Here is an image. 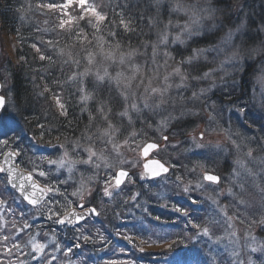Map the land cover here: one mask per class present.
<instances>
[{"label":"clouds","instance_id":"clouds-1","mask_svg":"<svg viewBox=\"0 0 264 264\" xmlns=\"http://www.w3.org/2000/svg\"><path fill=\"white\" fill-rule=\"evenodd\" d=\"M163 2L139 0V11L148 19L147 27L139 30L134 19H126L123 13L119 19H109L107 11L99 12L104 17L102 21L89 20L94 32L80 29L62 48L68 80L91 76L96 89L93 98L99 101V93L107 91L114 101L113 107H118L115 111L111 107L107 120L99 112L93 120L89 119L91 111L86 105L87 111L82 108L81 112H87L88 122L83 124L76 139L61 132L52 140H45L41 133L34 139L35 147L43 153L59 145L64 154L69 153V143L75 152L76 149L84 151L91 142L95 151L105 155L108 168L115 172L127 163L124 152L138 155L142 144H160L158 155L168 169L164 181L171 186L172 198L193 210L191 217H184L189 227L197 230L192 238L199 237L203 229L210 234L223 230V235H214L212 239L219 242L228 239L233 245L235 255L233 251L230 253L231 264H237V260L239 264H257L248 250L255 253L264 248L250 245L248 238L254 235L255 229L264 227V181L261 180L264 174V14H259L257 20V13L250 5L246 7L244 0H235L229 7L222 6L219 0H170L169 11L177 18L161 21L163 27H160L159 7L156 15L150 10ZM121 17L127 22V29ZM106 20L108 23H104ZM121 26L125 34L132 33L139 41L118 39L116 29ZM150 34L154 39L147 38ZM176 45L191 52L177 59L173 54ZM105 72L108 75L104 79L97 78ZM118 75L122 78L119 84L114 79ZM80 89L83 86L77 90ZM225 91L235 98L231 104L209 103L214 92ZM52 100L57 106L55 95ZM16 102L23 107L21 97ZM133 103L135 109L131 107ZM58 110L60 116L68 115ZM192 117H206L215 126L203 127L202 133L199 125L187 131L186 121ZM54 119L59 121V117ZM137 121H140L139 127ZM109 124L114 131L110 141L105 142L100 131ZM51 127L55 125L46 130L51 132ZM77 159H81L79 153ZM208 174L219 177V182L209 183L205 179ZM99 176L97 173L91 177L98 180ZM193 197L198 203H192ZM225 198H229L228 203L221 202ZM241 206L245 209L241 213L245 219L240 224L244 226L237 228ZM254 206L259 208L255 219L248 211ZM229 209H232L231 215ZM196 224L200 225L199 230L193 227ZM241 232L243 237L239 235ZM230 235L237 244H233ZM242 239L246 262L240 257Z\"/></svg>","mask_w":264,"mask_h":264},{"label":"trees","instance_id":"trees-1","mask_svg":"<svg viewBox=\"0 0 264 264\" xmlns=\"http://www.w3.org/2000/svg\"><path fill=\"white\" fill-rule=\"evenodd\" d=\"M90 2L95 5L97 12L107 11L109 19H119V14L123 13L126 19H134L138 30L140 27L146 28L148 25V19L143 18L139 11V8H141L139 0H115V3L112 0H90ZM234 3L235 1L232 2V4ZM42 4L63 6L67 4V0H0V36L2 35L7 39V43L2 46L0 52V79L6 81L4 83L6 92L10 93L14 104V114H11V118H14L19 129L21 126L25 131V136H21L19 132L15 134L13 131H7L6 135H0V162L4 153L19 151L20 167L33 173L36 180L43 186L49 181L59 186L61 191L67 194L68 200L71 201L70 207H72L78 203L76 199L70 198L71 188L74 189L76 185L66 188L63 183H60V181H64L65 177L57 180L41 178L34 172L33 165H29L27 160L39 162L42 156L51 157V152L42 153L37 150L35 147L37 141L33 137H38L43 133L45 140H52L53 137L59 136L63 132L70 139H76L80 135L83 124L88 122L87 112H81L85 105L79 99L77 90V86L80 84L79 80H68V66L63 64L60 49L73 36L77 35L80 29H84L86 33L94 32L95 29L92 28L89 20H96V18L90 13H86L78 4H71L66 8L59 7L57 9L39 8V5ZM157 7L160 9V14L157 17L160 27H163L161 21L177 18L175 13L169 11L170 0H164L162 4L152 7L150 10L152 15H156ZM61 21H66L64 28L59 27ZM104 23H108V21L106 20ZM116 32L118 39L123 38L133 43L139 41L138 36L132 33L125 34L122 26L118 27ZM101 35L103 36L105 33L102 32ZM147 38L154 39V35L150 34ZM109 39L111 38L109 37ZM9 49H11V52ZM188 54V50L178 51L176 56L181 59ZM74 71H82V69H74ZM79 78L83 79L86 92H96L91 76ZM45 88L48 90L44 91ZM41 92L44 93L42 96L40 95ZM53 95L59 97L67 108L68 115L66 117L59 115L58 106H55V102L52 100ZM17 97L22 98L23 107L21 103L16 102ZM108 97L109 93L107 91L99 93L100 100L108 101ZM218 99L220 104H231L235 98L228 95L226 91ZM108 103L109 106L113 107V101H108ZM95 105H97L95 101L87 102V107L93 115L96 114ZM8 111L9 109H6L5 113L8 114ZM6 114L4 115L6 116ZM54 117H59V121L57 122ZM193 121V117L186 121L189 125L187 131L192 129ZM248 123L252 124V121H248ZM53 124L55 127H51V132L47 131L46 129ZM41 125H44V128H41ZM254 126L258 127V125ZM5 140L8 141L7 145L3 144ZM35 150L37 151L34 152ZM131 173L132 181L134 175L133 172ZM159 181L145 182L135 179L132 181V188L125 193L126 198L119 197L115 200L117 204L114 202L110 204L103 199L100 192L96 193L93 199L88 202V205L98 210L99 217L93 218L78 227L77 229H80V231L67 230L49 221L45 216L38 218L40 216L36 215L35 212L31 215H36L38 221L36 223L30 221L33 227L28 231L35 232L39 230L41 234L44 231L54 232L57 240L62 243L64 251L67 250L68 246L72 247L74 258L78 259L80 264H107V262L111 264L121 259H126L129 262L134 261L135 264H176V254L182 250L188 254L184 264H209L207 255L210 250L205 242L192 238L197 230L189 227L181 213L171 215L166 211L167 208L163 209L161 207L162 197L156 194V184ZM132 194L139 195L136 202L140 203L141 213L138 211L132 212V209H135L132 206L130 208L126 207L130 202L128 198ZM13 195L19 197L8 187L5 176L0 174V200L6 202L5 207L0 209V213L3 214L0 224L5 225L0 235L11 236V233L15 232V229L11 227V222L15 220L19 224L21 220V201L19 199L13 200ZM49 198H52L51 194ZM55 199L64 203L63 198L59 195H56ZM124 199L127 203L124 202ZM173 203L176 207H181L187 211L189 217H191L192 208L177 202L176 199ZM192 203H198L195 197H193ZM56 210L59 212L65 211L60 209L59 206ZM25 211L27 210L25 209ZM157 217L159 219H156ZM146 223L149 224L148 227L154 228L153 230L163 232L164 238L153 240L154 242L149 241L151 238L148 237L149 234L143 228ZM81 232L83 235L90 237L89 242L73 239L74 236L78 238ZM116 235L119 237L117 243L114 241ZM100 236L103 239H99ZM128 238L132 239L130 243ZM140 239L147 245L164 247L157 252H146L137 244ZM99 240L109 242L107 244L102 243V246H100ZM77 244H79V247H76ZM8 246L10 247V243H8ZM200 249L205 250V256H199ZM15 260V254L9 256L6 252L0 250V264H9V261ZM214 260L216 261L214 264H226L224 261L217 262L216 259Z\"/></svg>","mask_w":264,"mask_h":264},{"label":"snow or ice","instance_id":"snow-or-ice-1","mask_svg":"<svg viewBox=\"0 0 264 264\" xmlns=\"http://www.w3.org/2000/svg\"><path fill=\"white\" fill-rule=\"evenodd\" d=\"M74 2H78L80 7L82 9L86 10V13H90L96 18V22H100L104 19V17L96 11L95 5H89L87 4L86 0H67V4L63 6H58L56 4H42L39 5V8H48V9H57L59 7L66 8L69 5L73 4ZM121 23L125 29L128 28V24L126 21L123 20L121 17ZM66 21H61L59 24L60 28H64ZM63 49H60L61 54H63ZM43 59V57H41ZM108 74L105 72L104 75L98 74V79H104V76H107ZM78 77H73V81H77ZM119 84L121 82V77L118 75L114 78ZM81 83V81H79ZM3 85H0V88H2ZM48 89L45 88L44 91H47ZM80 92L83 93L80 96L81 102L86 106L87 102L89 100H93L92 93L86 92L84 89H80ZM41 95L44 93L41 92ZM6 95L10 94L6 93ZM5 103V100L2 96H0V105H3ZM56 104L58 108H60L61 112L63 114H67V108L65 107L64 103L61 102L59 97H56ZM132 108H136V104L133 103L131 105ZM85 111H87L86 107H83ZM112 109L109 106L108 102H105L104 100L97 101V107L95 109L96 112H99L101 115H103L104 119L107 120V113L110 112ZM125 115L127 113H124ZM89 119H97L95 115H93L92 111L89 113ZM2 120V118H0ZM41 128H44V125H41ZM14 131L16 130V122L14 118L9 117L6 123H0V135H6L7 132L5 131ZM113 128L109 124L107 127L103 128L100 131V135L105 139V142H109L111 136L113 135ZM35 139V137H33ZM4 145L8 144V141H3ZM156 145L149 144L147 145V149L155 148ZM84 152L87 153L86 159H73L67 151L64 152L62 156H58L56 159H50L49 157H40V160L42 162H47L50 165L56 166V171L59 172L61 169H66L68 172V178L67 180L60 181V183H67L68 180H71L73 178L72 173L77 164H83V165H92L93 167H100L101 163H103V166L105 168H108V161L103 153H98L94 150V148L91 146V142H89V145L84 148ZM19 151H9L5 154L6 156V162L9 164V167L5 168L4 166L0 165V172H7L8 173V184L11 185L12 188L16 189V191L19 193V197L13 195V200L19 199L21 201V220L19 224L17 221L13 220L11 222V227L15 229V232L11 233V236L9 235H0V250L7 253V255H16L15 261H9V264H52V261L56 259L55 255H50L45 250L48 247L49 244L53 245L55 252H61L62 246L60 242L57 240L56 234L44 232L43 235L45 237H48L47 242H41L38 237L41 235V232L39 230L32 232L28 231L33 227V225L30 223V221H34L36 219V215L39 216H45L49 221L65 226V225H74L78 221L83 220L85 216H90L92 214L99 215L97 213L96 208H88L84 211L83 214L75 212V210H69L71 206V201L68 200L67 194L65 192H62L60 187L57 185L52 184L50 181L44 185L41 186L40 183L33 179V173H29L26 176H23L22 178H18V173L16 171L15 166L12 164V158L19 156ZM33 168L37 169L39 166L36 164L35 161H32ZM145 168L147 169L146 172L141 173L140 178L144 179L145 176L151 175L153 177L159 176L161 174L167 173L168 169L160 164L159 162H152L151 165H145ZM51 170L48 171L45 170H39L38 175L40 177H45L49 174ZM128 177V173L120 170L118 174H113L108 178V180L105 182V186L103 189L104 196L112 198L113 197V190L119 189L121 184L124 183V179ZM89 179H92V177H89ZM205 179L209 182L218 183L219 177L208 174L205 176ZM128 182L131 183V179H128ZM84 188L83 182L81 183L80 189H77L71 193L72 196H78L80 197L81 201L83 200L82 196V190ZM52 195V198H49V195ZM59 195L63 198L64 203H61L60 200H56L55 196ZM118 195V193H117ZM135 199V196H133V200ZM26 202V203H25ZM127 203V201H125ZM6 202L4 200H0V209H3L5 207ZM31 206V207H28ZM57 206H59L60 209H64V212H59L56 210ZM137 207L139 205H136ZM80 207L83 208V203L80 204ZM25 209L27 211H25ZM11 211V210H10ZM173 211L176 213H181L184 217L188 216V212L185 211L181 207H175L173 206ZM35 212L36 215H31V213ZM27 217V218H25ZM3 219V214L0 213V220ZM156 219H159L157 217ZM225 220H228V217L225 216ZM5 225L0 224V233L3 232ZM194 228L200 229V225L196 224L193 225ZM75 231H80V229H75ZM23 233V235H22ZM215 234H210L207 229H203L200 231L199 236L200 237H207L209 241H213L212 237ZM233 244H237L238 241L231 237ZM73 239H80L85 242L90 241V237L83 235L81 232V235L77 237H73ZM99 239H103L102 236L99 237ZM94 242V241H93ZM215 243H219V240H215ZM8 243H10V247L8 246ZM248 243L256 248H264V242H261L257 239L255 235H250L248 238ZM76 247H79V244L76 245ZM72 247L68 246L67 250L64 251L65 256H69V254L72 253ZM187 252H184L183 250L176 254L175 261L176 264H184V260L187 257ZM233 255H235V248H233ZM24 257L23 259L21 257ZM68 264H72V261L69 260Z\"/></svg>","mask_w":264,"mask_h":264},{"label":"rangeland","instance_id":"rangeland-1","mask_svg":"<svg viewBox=\"0 0 264 264\" xmlns=\"http://www.w3.org/2000/svg\"><path fill=\"white\" fill-rule=\"evenodd\" d=\"M235 1V0H234ZM233 0H219L220 4L224 7H229L232 4V2H234ZM87 4L89 5H93L92 2H90V0H86ZM245 6H249L251 7V10L255 11L257 13L256 19L259 20V14H264V0H244ZM78 4V2H74L73 3ZM80 6V5H79ZM81 8V7H80ZM82 9V8H81ZM84 11L86 12V10L84 9ZM93 16V15H92ZM256 24H253V27H256ZM5 38V39H4ZM7 43V39L6 37H3L2 35L0 36V52H1V48L2 46ZM9 51L11 52V49H9ZM180 51H185L183 48H181L179 45H176L173 47V54L176 55L177 52ZM191 52V49H188V53ZM177 59H179L177 57ZM81 81V79L78 77L77 81ZM0 79V82L3 84V94L7 97L8 100V104H7V109H9V113L6 114V116H0V118H2V120H0V123H6L8 118L11 117V114L13 113V102H12V98L9 95H6V87L5 84L6 81H3ZM83 86L84 90L86 91V87H85V83L83 82V85L78 84L77 88ZM79 92V97L83 94L80 91ZM226 92V91H225ZM93 93V92H92ZM10 94V93H9ZM220 95L223 94H219L218 92H214L212 94L211 100L209 101V103H211L212 101H216L217 103H220V100L218 99V97ZM108 101H113L112 99H110L109 97L107 98ZM97 102V99H93V100H89L88 102ZM114 102V101H113ZM97 107V105H95ZM112 107V106H110ZM118 107V106H117ZM117 107H115L113 110H117ZM209 111H213L211 108L209 109ZM14 114V113H13ZM194 118V121L192 123V129L189 131H192L193 129H197L198 125L200 126V132H203V127L207 126V127H214V122L211 121H207L206 117L204 119H200V118ZM140 126V121H137V127ZM19 126H16V130L13 131V133H18L21 136H25V131L23 130V128L20 126V129L18 128ZM253 127H256L253 125ZM5 131L7 132V130L5 129ZM9 132V131H8ZM169 139H171V137H169ZM17 141V140H16ZM165 144H167V141L164 142ZM147 143L142 144L140 149H138V155L137 153H133L131 151H127L124 152V150L122 149V152H124L123 158L127 160V163L121 165V167L119 168V170H128V171H132L134 178L137 180H142L143 179L140 178L141 173H143V158H142V148L145 147ZM160 145V144H159ZM68 149H69V155L73 158V159H77V153H79V157L81 159H86L87 158V153H85L82 149H76L75 152L72 151L73 145H71L70 143L67 145ZM132 147H135V144H132ZM161 148V145H160ZM159 150L155 151L152 155L153 159H160L158 153L160 151ZM37 150H35L34 152H36ZM47 152H51L50 153V159H56L58 156H61L63 154V149H61L58 145L57 148L48 150ZM5 154V153H4ZM3 154V155H4ZM133 157H137L136 160H133ZM29 165H33L32 162L30 160H27ZM133 163H135V167H133ZM1 164V163H0ZM36 164L39 166L37 169H35V173L38 174L39 170H45L48 171L49 169L51 170L49 172V174L45 177H41L43 179H53V180H57L61 177H65L64 180H67L68 178V172L66 169H61L59 172L56 171V166L55 165H50L48 164L46 161L42 162H36ZM209 167H212V165H208ZM33 167V166H32ZM118 170V171H119ZM118 171L113 172L112 169L110 168H105L103 166V163H101V166L99 169L94 168L92 165H83V164H77L73 170L72 176L73 178L71 180H68L67 183H63L64 186L66 188L71 187L72 185H76V187L74 189L71 188V193L77 189H80L81 187V183L83 182L84 184V188L82 190V196H83V200L82 201H87L90 202L93 197L96 195V193L100 192V194H102V197L104 200H107V202H109L110 204H112V202L115 203V200L118 199L119 197L126 198L125 193L128 191V189L132 188V182H126L122 187H120L119 189H114L113 190V197L109 198L104 196L103 193V189L105 186V182L108 180V178L110 176H112L114 173L116 174ZM135 172V173H134ZM97 173L100 174L99 179L98 180H92L89 179V177L96 175ZM132 179V181H134L135 179ZM261 180L264 181V174L261 175ZM155 188V187H152ZM156 194L161 198V207H163V209L167 208V212H169V214H177L176 212L173 211V206L174 203L173 201L175 200L174 198H172L173 193L171 191V186L166 184L164 181V178H162L157 184H156ZM118 193V195H117ZM135 196V199H131V197ZM139 195L138 194H132L130 196L129 203L126 205L127 208H130L131 206L135 209H132L133 211H138V212H142L140 209V207L136 206V205H140V203L136 202L138 200ZM70 198H74L76 199L78 202L81 201L80 197L78 196H72ZM229 198H225L223 199L221 202L222 203H228ZM125 202V199H124ZM157 202V201H156ZM146 203V202H145ZM117 204V203H115ZM150 205V204H149ZM142 207V206H141ZM156 207H160V206H156ZM176 207V206H175ZM71 208V207H70ZM245 209L243 208V206H241V212L237 213V216L239 217V219L236 221V226L237 228H241L244 225L240 224V220L245 219L241 213L244 211ZM249 211V215H252L253 218H258V216L255 213L259 212V208L258 206H254L253 209L248 210ZM232 214V209H229V215ZM38 218H43V216H40ZM38 218H36L34 221H31L32 223H36V221H38ZM245 223H247V221H245ZM149 224L146 223V225L143 227L145 229V232L148 233V237L151 238L149 241L154 242L153 240H159L160 238H164L163 235L164 233L161 232L160 230H153L154 228H151L150 226L148 227ZM226 227V225H225ZM46 232V231H44ZM43 232V233H44ZM50 233V232H48ZM78 234L80 232H77ZM77 233H75L76 235H78ZM215 235H223V230H219L215 233ZM239 235L241 237H243V233H239ZM254 235L257 237L258 240H260L261 242H264V227H260L255 229ZM116 239L114 240L117 243V238L119 239L118 235H116L115 237ZM38 239L41 242H47L48 237H45L43 234H41ZM128 242L130 243V241L132 239L128 238ZM197 239H199V241L203 240L206 244V246L208 247V249L210 250L209 254L207 255L208 257V262L209 264L212 263L214 264L216 261L214 259L218 261H224L226 262V264H231V261L233 259V257L230 255V253L233 251V245L230 244L228 239H224L222 241H220L219 243H215L214 240L213 241H209L207 237H197ZM121 240V239H120ZM103 241V242H101ZM197 241V240H196ZM60 242V241H59ZM109 241H104V240H99L98 243H100V246H102V243L107 244ZM198 242V241H197ZM129 243H127V245H129ZM61 246H62V251L61 252H55L53 245L49 244L48 247L46 248V252L49 253L50 255H55L56 259H54L52 261V264H68V261L71 260L72 264H80V261L74 258V252L72 251L71 254H69V256H65L64 255V250H63V245L60 242ZM137 244L139 247H141L144 251L146 252H157L158 250H162L164 246H157V245H147L142 239H140L139 241H137ZM205 247V246H204ZM203 247V249H204ZM205 247V248H207ZM240 247H241V251H240V257L243 258L246 262V257L244 255V249H245V242L242 239L240 241ZM202 249V248H201ZM199 250L198 254L199 256H205L206 252L205 250ZM248 255H251L253 257L254 260L257 261V264H264V251L262 252H251L250 249L248 250ZM33 264H35V262H33ZM107 264H109L107 262ZM111 264H135L134 261L129 262L126 259H121V260H117L114 263ZM237 264H239V260H237Z\"/></svg>","mask_w":264,"mask_h":264},{"label":"water","instance_id":"water-1","mask_svg":"<svg viewBox=\"0 0 264 264\" xmlns=\"http://www.w3.org/2000/svg\"><path fill=\"white\" fill-rule=\"evenodd\" d=\"M0 85H2V84L0 83ZM2 93H3V87L0 88V96H2V97L4 98L5 103H4L3 105H0V116H2V114L4 113V110L6 109V106H7V98H6L5 96H3ZM147 145H148V144H146L145 147L142 149V156H143V159L145 160V162H144V172L147 171V169L145 168V165H151L152 162H154V161H155V162H159L160 164L162 163V162L159 161V160H156V159H155V160H152V159H150V156H151L155 151L159 150L160 145L156 144V147H155V148L147 149V151H145V149L147 148ZM17 161H18V156L12 158V164L15 166L16 171H17V173L19 174V175H18V178H22L23 176L28 175L29 173H27V172L24 171V170H21V169L18 167V165H17ZM2 166H4L5 168L9 167V164L6 162V156L3 157V160H2ZM119 171H120V170H119ZM119 171H118V172H119ZM123 171H125V170H123ZM169 171H170V170H169ZM118 172H117V174H118ZM125 172H127V171H125ZM0 173L4 174V175L6 176V178H8V173H7V172H0ZM127 173H128V177H129L130 173H129V172H127ZM165 175H166V173L161 174V175H159V176H155V177H153V176H151V175L149 174V175L145 176V178H146L147 180H154V179L161 178L162 176H165ZM128 177H126V178L124 179V183H122L120 187H122V186L125 184V182L127 181ZM33 179H34V177H33ZM34 180H35V179H34ZM209 183H210V182H209ZM8 185H9V184H8ZM9 187H10L12 190H14V191L19 195V193L16 191V189L12 188L11 185H9ZM25 203H26V202H25ZM30 207H31V206H30ZM83 208H84V205H83ZM83 208H81V207L79 206L78 209H74V210H75V212H77V213H81V214H83L84 211H85V210H83ZM94 215L97 216L96 214H94ZM90 216H91V215H90ZM90 216H85V218H84L83 220L78 221V222H77L76 224H74V225H68V226H69L70 228H73V227H75V226H77V225H80V224H82L85 220H87Z\"/></svg>","mask_w":264,"mask_h":264}]
</instances>
